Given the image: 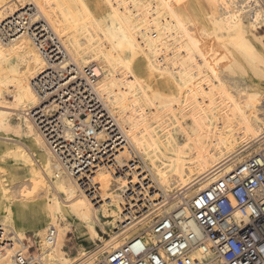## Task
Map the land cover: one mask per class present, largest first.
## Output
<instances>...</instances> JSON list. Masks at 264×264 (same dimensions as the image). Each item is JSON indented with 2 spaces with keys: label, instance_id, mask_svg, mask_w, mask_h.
<instances>
[{
  "label": "bare ground",
  "instance_id": "6f19581e",
  "mask_svg": "<svg viewBox=\"0 0 264 264\" xmlns=\"http://www.w3.org/2000/svg\"><path fill=\"white\" fill-rule=\"evenodd\" d=\"M263 28L264 0H0V264H99L152 223H129L144 208L172 212L264 150ZM86 66L127 143L67 168L49 138L72 141L74 110L62 132L45 117L55 91L42 100L35 81Z\"/></svg>",
  "mask_w": 264,
  "mask_h": 264
},
{
  "label": "built area",
  "instance_id": "2783aa9c",
  "mask_svg": "<svg viewBox=\"0 0 264 264\" xmlns=\"http://www.w3.org/2000/svg\"><path fill=\"white\" fill-rule=\"evenodd\" d=\"M32 14L33 11L28 12V21ZM51 70L35 81L42 100L54 94L47 104L49 108L45 117L50 118L48 121L52 124L57 122L62 132L67 127L62 120L59 122V117L65 113L71 116L66 110H74L69 118L77 119L74 120L72 141L68 142L70 136L63 137L62 133L64 143L58 145L48 136L64 165L70 167L68 160L75 158L83 163L78 169H83L86 159L88 163L110 155L114 159L118 148L127 141L96 89L97 77L93 67L72 70L73 74L66 79L61 72L53 73ZM67 82L72 94L64 98L65 106L61 101L63 94L57 88ZM89 112L93 114L90 118L87 116ZM76 113L79 114L77 117ZM87 117L90 119L88 123ZM86 124L88 126L84 127ZM105 129L107 138L95 135V132ZM136 157L129 162L130 166L145 167L143 160ZM112 165L117 166L114 161ZM141 187L144 188L138 181L135 188ZM154 210L147 206L129 223L149 218ZM156 216L146 229L129 238L121 247L107 252L99 264H202L212 258L224 264H264V150L247 157L172 212ZM126 224L117 230L123 232ZM196 251H200L201 256H195ZM15 259L16 264H28L29 261L21 252H17Z\"/></svg>",
  "mask_w": 264,
  "mask_h": 264
},
{
  "label": "rangeland",
  "instance_id": "374dc122",
  "mask_svg": "<svg viewBox=\"0 0 264 264\" xmlns=\"http://www.w3.org/2000/svg\"><path fill=\"white\" fill-rule=\"evenodd\" d=\"M262 32L264 33V28H263V30H262ZM259 49L260 50H262V48H261V46H259ZM263 86H264V83H263ZM235 150V149H234ZM241 150V147H239V148H236V150L234 151L235 153H237L238 151H240ZM249 155H247L246 157H248ZM24 176L22 175L21 176V179L22 180H24ZM22 180H20L19 182H21ZM163 199V198H162ZM161 199V200H162ZM172 199H170V201H171ZM155 214H157V212H154V214H152L151 216H155ZM150 216V217H151ZM137 229H139V228H137ZM98 230H99V232L101 233V235L105 238V239H107V240H110L112 237H110L112 234H114V232L111 230V229H109V228H107V232H103L102 230H101V228L100 227H98ZM69 239H70V242L68 243V246H70L68 249H69V251H70V253L72 254V255H74L75 253H76V248H77V243H78V240L76 239V237H75V234L74 233H72V234H70V237H69ZM83 243V242H82ZM99 244H100V246H97V245H95L94 243H83V244H85V247H86V251H96L97 249H100V248H102V243L103 242H98ZM74 246V247H73ZM67 249V250H68ZM37 250V246L34 244V245H32V250L31 251H34V252H37L36 251ZM99 258H102L100 255H99Z\"/></svg>",
  "mask_w": 264,
  "mask_h": 264
}]
</instances>
